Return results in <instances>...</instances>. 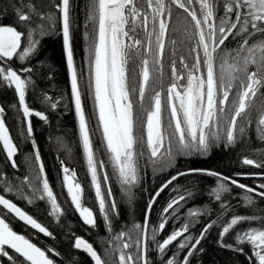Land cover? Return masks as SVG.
<instances>
[{"label": "snow or ice", "instance_id": "6c2138e0", "mask_svg": "<svg viewBox=\"0 0 264 264\" xmlns=\"http://www.w3.org/2000/svg\"><path fill=\"white\" fill-rule=\"evenodd\" d=\"M173 6L186 14L183 26L185 38L179 42L172 39L171 44L178 47L179 44L194 40L195 47L190 46V54H195L194 60L189 64L184 56H180L179 64L182 69L177 67L176 59L170 61L171 83L166 90V102L162 99L161 91L153 89L154 94L149 97L150 103L145 109L143 123L145 135H138L139 117L136 115V107L138 104L143 107L146 93L151 85L159 80L157 73H162L165 41L169 38ZM52 7L58 8L61 13L66 62L71 78V94L78 116L81 146L91 173L95 195L99 200V208L104 213L105 221H109L108 228L111 231L110 217L105 211L106 196L102 194L101 180L98 176V169H103L105 165L103 161L98 162L96 159L92 140L93 130L90 129L89 117L86 116L82 103L84 93L81 79L85 77V70L81 69L78 72L74 62L70 0H58ZM88 9V20L94 25L93 32L86 34L88 93L94 102V113L102 143L109 154L113 172L119 183L125 186L127 195L131 197L132 188L139 183L138 159L144 155V152L139 150L141 147L146 148L152 164H159L164 168L171 163L175 155L206 154L213 144L222 139L221 131L227 144H234L238 139L237 120L241 117L247 118V113L253 108L252 101L258 100L261 104L257 130L260 133L259 138L264 140V0H143V3L141 0H89ZM15 13L18 21L23 23L26 29L27 47H21V37L25 35V31L13 26H0V81L8 86L14 85L24 117L35 115L47 120L46 115L33 112L26 103V91L32 81L30 77L22 78L20 72L31 73L32 69L26 67L16 70L4 64L14 57H18L20 61L30 58L39 43L33 39V34L39 32L40 35H45L46 22L53 20V16L50 11L42 12L33 3L16 7ZM141 32L143 37L140 36ZM230 37L236 42L234 48L226 45ZM133 53L140 59L138 73H133L129 69ZM137 76L138 83H133ZM230 97L231 107L226 111ZM51 107L55 109L56 104L52 103ZM165 109L168 111L167 121ZM3 113L4 108L0 107V144L12 166L16 167L13 157L17 148L6 127ZM224 120H227L226 127L221 123ZM32 130L29 120L27 131L30 134ZM238 132L244 133L245 127L240 126ZM40 159L39 150L36 149L35 161ZM242 162L245 165L264 168V161L245 157ZM44 171V165L40 163L39 172ZM62 171L64 185L73 205L84 223L95 227L93 211L82 205L83 189L75 182L76 173L74 171L70 173L67 167ZM189 171H203L207 175L219 177L218 173L212 171L200 169ZM176 179L177 176H172L159 191H163ZM222 179L244 189L247 193L264 198V191L257 192L255 188L240 184L235 179L228 177ZM25 180L28 178L25 177ZM103 180L105 182L109 180L106 173ZM42 183L43 193L51 203V214L58 217L62 214V209L57 203V197L47 178H44ZM259 188L264 189V184L259 185ZM7 190L12 191L11 186ZM34 191L40 189L34 188ZM159 191L156 193L157 196ZM229 191L226 183H220L213 189L217 200L220 199L221 193ZM106 195L111 197L110 188ZM39 198L45 197L41 195ZM185 198L184 195H180L173 199L164 212L174 210V206H178ZM244 200L249 205L254 203L252 195H245ZM29 202L31 203V200ZM0 205L32 228L46 236H52L46 227L4 195H0ZM148 207L151 208V203ZM222 207L226 208L227 205ZM110 208L115 211L114 201ZM257 219L261 220L260 227H249L236 233L235 240L237 245L245 243L250 245L256 264H264V217L234 215L223 226L220 237L222 246L242 252L243 248H234L232 244L223 243V238L235 226ZM166 223V220L161 222L159 229L163 230ZM214 223L215 221L207 224L194 243H191V237H186L179 243V249H189L187 255L183 257L182 264H189V257L193 255V251ZM134 227L140 230V235L133 236L129 231L120 232L111 238L118 241L111 253L116 255L118 252L117 260L105 259L103 254H98L92 243L80 237L74 239V247L85 251L94 264H149L148 244L143 239L147 221L143 227L141 225ZM188 230L189 226L185 224L162 242H157V250L162 258L168 246L184 236ZM126 236L128 239H124ZM133 245L135 251H126L133 249ZM6 249H11L14 254H10ZM51 251L42 250L25 235L17 234L4 218H0V257H6L11 264H55V261L46 254ZM17 256L23 260H18ZM252 257H249L250 261ZM164 264H176L175 256L166 259Z\"/></svg>", "mask_w": 264, "mask_h": 264}, {"label": "trees", "instance_id": "16d2710c", "mask_svg": "<svg viewBox=\"0 0 264 264\" xmlns=\"http://www.w3.org/2000/svg\"><path fill=\"white\" fill-rule=\"evenodd\" d=\"M25 3H33L42 12H51L53 20L47 21V32L40 35L33 34V39L38 40L37 48L30 58L20 61L18 57L5 61L4 66L13 69L31 68V73L20 72L22 78L31 79L26 91V103L33 112H41L47 116L42 120L38 116L24 117L23 109L18 103V95L14 85L8 86L0 81V107L4 108L3 119L17 151L13 157L16 167L12 166L6 151L0 144V195L15 203L26 214L31 215L42 226L46 227L52 236H46L37 229L21 221L14 213L0 205V218L17 234L25 235L31 242L41 247L42 250L51 249L46 252L55 264H94L92 258L83 250L74 247L76 237L83 238L93 244L98 254H103L105 259L114 261L116 255H111L118 241L111 238L120 232H132L133 236L140 235V230L135 225L144 226L147 221V229L143 239L148 244L149 264H164L168 258L175 256L176 264H182L183 257L189 249H179L178 245L186 237H191V243L199 238L204 227L215 221L213 226L205 233L200 244L197 245L193 255L189 257V264H256L252 257V248L247 243L237 245L235 234L249 227H260L261 220L244 222L235 226L223 238V243L232 244L234 248H243L236 251L233 248L222 246L220 232L223 226L231 220L234 215L264 217V198L253 193H247L244 189L223 180L228 177L237 180L240 184L255 188L257 192L264 191L259 185L264 184V168H257L243 164L245 157L264 161V140L260 139L258 132V119L261 104L258 100L252 101L253 108L247 113V118L241 117L237 120L238 139L234 144H227L224 133L221 131L222 139L213 144L206 154H186L174 156L171 163L164 168L159 164H152L148 159L145 147L139 150L144 152L138 159L139 183L132 188L131 197L126 194L125 186H122L113 172L109 154L98 128V121L94 113V102L88 93L86 57L88 48V33H92L94 25L88 20L89 0H70L71 14L73 18L72 47L74 62L78 72L85 70V77L81 79L83 89L82 103L86 116L89 117V126L93 130L92 140L94 142L95 156L97 161H103L104 172L109 176V185L112 192V201L116 203L115 211L105 210L110 217L105 221L104 213L99 208L91 178L88 172L85 155L81 146L79 126L75 111L74 98L71 94V78L66 62V51L62 34V19L58 8L52 7L58 0H0V26H13L18 30L25 31L21 37V47H27V34L23 23L18 21L15 13L16 7H22ZM143 3V0H141ZM172 18L169 28V38L165 41V53L163 59L162 73H157L159 80L151 85L143 107H136V115L139 117L138 135H145L143 127L146 116L145 109L150 103L149 97L154 94L153 89L161 91L162 98L166 102V90L171 83L170 61L184 56L191 64L194 53L190 54V46L195 47V41L185 42L179 46L171 44L172 39L178 42L184 40L183 20L186 14L173 6ZM222 14V13H220ZM176 29L177 31H173ZM143 37V32L140 33ZM235 41L229 38L226 45L235 47ZM19 51V50H18ZM173 52L175 55H173ZM151 59V57H149ZM139 57L133 53L129 61V69L133 73L139 72ZM138 76L133 83H138ZM135 99V97H134ZM230 103L227 107H231ZM55 103L53 109L51 104ZM168 111H166L165 114ZM167 117V116H166ZM31 121L32 132L27 131L28 121ZM249 120L251 123H249ZM167 121V119H166ZM227 120L222 124L227 126ZM240 126L245 127L244 133H239ZM223 135V136H222ZM39 150L40 161H35V151ZM43 163L44 173L39 172V164ZM64 167L76 173V178L81 184L84 192V205L91 209L95 215L96 226L92 227L84 223L78 211L74 207L63 181ZM191 169H200L216 172L218 176L207 175L203 171L190 172ZM186 173L185 175H178ZM177 176L163 191L161 187ZM25 177L28 180H25ZM47 178L57 203L61 206L62 214L58 217L51 214V203L46 194L43 193V179ZM31 181V183H29ZM220 183L228 184L230 191L220 194L217 200L213 189ZM11 186L12 191L7 188ZM34 188L40 191H34ZM159 191V195L156 193ZM191 193V195H188ZM44 195V199L39 197ZM180 195L186 198L180 201L174 210L164 212L167 205ZM245 195H252L254 203L249 205L244 200ZM154 198V202H153ZM31 200V203L29 202ZM151 208L149 209V204ZM227 205V207H222ZM192 213H196L192 215ZM167 221L163 230L159 225ZM185 224L189 230L184 236L179 237L172 245L168 246L166 253L162 255L157 250V242H162L170 234L180 230ZM154 236V239H153ZM128 239V237H124ZM14 254L11 249H6ZM126 251H135L133 249ZM252 257V260H249ZM23 260L21 257H16ZM0 264H11L6 257H0Z\"/></svg>", "mask_w": 264, "mask_h": 264}, {"label": "rangeland", "instance_id": "374dc122", "mask_svg": "<svg viewBox=\"0 0 264 264\" xmlns=\"http://www.w3.org/2000/svg\"><path fill=\"white\" fill-rule=\"evenodd\" d=\"M183 22V25H184V22H185V19L182 21ZM163 99V98H162ZM230 108L229 107H226V111L227 110H229ZM166 111H167V109H165V113H166ZM164 113V115H165V120L168 118V114H165ZM168 113V112H167ZM229 115H230V111H229ZM167 116V117H166ZM77 120H78V116H77ZM225 121L226 120H224V121H222L221 123L223 124V123H225ZM227 123V122H226ZM78 126H79V122H78ZM223 136V135H222ZM181 155H186V154H181ZM175 156H177V155H175ZM85 160H86V157H85ZM86 163H87V160H86ZM72 171H70V173H71ZM88 172H89V170H88ZM104 174H105V172H104V168L103 169H98V176H99V178H100V180H101V191H102V194H105V196H106V204H105V210L107 211V210H110L111 208H110V205H111V203L113 202L112 201V197H107V191H108V189L110 188V185H109V181H104L103 180V176H104ZM63 175H64V173H63ZM89 175H90V178H91V173L89 172ZM75 182H78V180H77V178H76V181ZM92 182V181H91ZM79 183V182H78ZM80 184V183H79ZM81 185V184H80ZM92 186H93V189H94V192H95V187H94V185L92 184ZM82 187V186H81ZM67 189V188H66ZM83 189V188H82ZM81 201H82V205L83 206H85L84 205V192L82 191V197H81ZM75 207V206H74ZM86 207V206H85ZM79 213V212H78ZM80 215V214H79ZM82 218V217H81Z\"/></svg>", "mask_w": 264, "mask_h": 264}]
</instances>
